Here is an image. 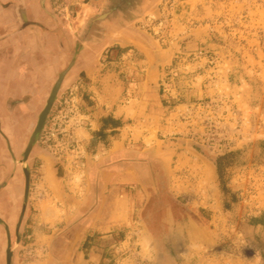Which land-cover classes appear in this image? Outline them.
<instances>
[{"label": "rangeland", "instance_id": "obj_1", "mask_svg": "<svg viewBox=\"0 0 264 264\" xmlns=\"http://www.w3.org/2000/svg\"><path fill=\"white\" fill-rule=\"evenodd\" d=\"M102 1L74 0L71 12L57 10L74 16L83 3L94 9ZM144 4L147 10H140L138 29L158 48L178 49L175 64L161 71L162 85L156 79L155 91L151 88L148 93L155 96L151 105L156 111L147 113L148 97L142 105L134 100L139 82L150 71L145 64H151L150 59L142 61L147 54L135 47L113 45L102 61L97 58L96 78L104 95L115 93L121 84L119 90L128 97L124 103L136 116L123 130L126 150L155 160L154 173L173 180L161 183L165 191L194 199V213L188 211L185 217L192 215L198 223L185 227L183 221L177 222L169 229L157 223L150 231L142 229L135 213L141 186L129 182L117 188L116 196L128 215L121 238L127 237L129 246L115 255L126 259L122 264H264V0H145ZM192 39L200 43H190ZM88 83L86 75L79 78L50 114L40 143L41 152L48 153L35 163L34 216L40 210L54 211L57 218L56 201L64 204L48 182L45 166L50 158L74 169L80 165L73 130L84 120L83 100L89 103L88 97L98 94L88 91ZM183 143L187 153L177 157L172 148ZM62 163L59 177L64 174ZM83 172L74 177L78 187ZM45 182L56 193L53 204ZM177 202L185 210L190 207L182 197ZM180 219L184 220L183 214ZM257 220L262 226L252 227ZM30 233L26 227L24 244L31 243ZM5 241L0 231V264L2 257L5 264ZM25 246L14 242L17 264L32 261Z\"/></svg>", "mask_w": 264, "mask_h": 264}, {"label": "crops", "instance_id": "obj_2", "mask_svg": "<svg viewBox=\"0 0 264 264\" xmlns=\"http://www.w3.org/2000/svg\"><path fill=\"white\" fill-rule=\"evenodd\" d=\"M93 10L94 12L96 11L95 9ZM32 12L35 13V18H32V21H40L42 19L37 11ZM90 13L87 14L86 21L91 16ZM17 21V17L10 13L4 15V9L0 8V26L6 30L8 37L11 36L9 35L10 30H13V27H17ZM8 24L9 26L7 27ZM25 33L24 30H21L19 33L15 32V34H20L22 37L25 36ZM34 34L37 38L38 35L41 38L47 37L43 43L46 54L50 50H57V45L54 44L56 40L53 39L55 36L51 33L50 35L42 29H36ZM5 36L0 32V41L5 39ZM202 36L203 34L200 33L199 37L202 38ZM116 37L117 34L113 30H107L98 42L92 44L86 43L75 61L76 70L78 69L79 72L84 71L85 75L89 78L88 91H96L98 94L90 95L88 97L89 103L83 100V104L85 105L83 109L84 120L73 130L74 141L77 143L75 148H77L80 154L79 169H74L73 166H70V163L66 165L65 162H60L62 163L64 174L62 177H59L58 168L56 167L59 159L51 157L50 161L46 163L45 167L52 174V179L48 178V182L53 189H56L58 195L62 197L64 204L56 201V198L53 197L56 194L55 191L46 182L45 185L51 192V198H49L52 201L51 204L56 201V206L60 210L58 217L56 218L54 211H47L44 214L45 212H41V210L37 216H34L32 213L33 203L30 202L31 212L28 215L27 231L30 228L31 233L27 237H33V239L31 243L24 245H26L25 248L29 249L27 254H30L29 258L32 261L26 264H122L126 259H117L115 253H118L119 248H122V246H129V242L126 241L127 237L121 238L123 236L122 227H128L129 219L126 211L122 212L120 209L122 202L116 196L118 195L117 188L127 186L129 182H137L141 186V191L136 196L138 209L135 210V213L136 218L140 220L138 224H144L142 229L144 227L149 231L153 229L152 223L154 221L152 218H146L145 215L150 201L153 202L154 199H157L155 186L150 178V171L148 172L149 167L144 163L137 162H120L113 165V155H123L124 151H128L126 150V141H123L122 134L123 130L127 127V122L136 116L132 114L133 110L124 103L128 102V97L123 95L124 91L119 90L118 86L122 87L120 86L121 84L115 86V93L110 95L105 93L104 95L103 90L98 86L100 84H98L96 78L97 58L102 61L105 57L104 54H107L110 48L117 43L123 47H135V49L142 51V55L147 54V60L144 58L142 61L146 63L149 59L151 60V64H149V61L145 64L146 68H149L150 65V71L144 74L145 78L139 82L138 95L136 99L134 97L133 99L137 103L141 104L143 102L144 104L145 97H148L146 111L147 113H153L156 111V107L151 104L155 102V96H149L148 93L151 88L153 92L155 91L156 79L158 84L162 85L160 81L163 80L164 76H162L161 71H165L170 65L175 64L178 49L173 45L166 49L158 48L155 44L156 41L154 42V39L146 35L142 38L124 36V38L120 37L121 40H117L119 38ZM47 39H51L52 41L48 42ZM18 41V36H15L10 40L8 38L5 42H0V50L5 51L7 48H14L16 46L25 50L28 48L35 50L40 46L39 41L34 43V45L31 43V45L19 44ZM190 43L197 45L200 42L192 39ZM149 45L157 49L158 57L155 63L151 59L153 55L147 48ZM46 47L48 50H45ZM141 53L139 52V54ZM69 56V54L63 55V59L61 58L60 61L57 57L40 59L43 64L44 61L53 62L54 60L55 63L57 61V66L55 67L60 69L59 65ZM37 67L41 69V73H38V76H43L45 64L44 68ZM150 98L152 101H150ZM118 132H120V135H117L119 134ZM172 149L175 151L177 157L180 153H187V147L184 143L181 145L177 144ZM82 171H84L82 173L83 178L78 187L75 185L74 177L77 172ZM57 178H61L59 183H56ZM172 181L170 178H167L164 182L171 184ZM113 188H115V193L113 192ZM165 188L167 189L166 186H164ZM165 192L164 194L169 195L173 200H178V197H182L190 205L187 213L188 211L194 213V206H191L194 199L185 195L175 194L171 191V193L169 191ZM32 195L31 200L33 199ZM165 211L168 215L172 214L169 207ZM157 213L155 215H159ZM159 219V217L155 218L157 222L160 221ZM182 221L185 223V227L188 225L191 227L193 223H198L192 215L181 221L171 219L170 217L162 219V223L166 229L167 226L169 229L171 226L178 225L177 222L181 224ZM134 223L137 222L134 221ZM261 224L263 223L257 220L251 226L260 227L262 226ZM180 227L182 228L183 226ZM35 256H39L40 258L36 259L37 257Z\"/></svg>", "mask_w": 264, "mask_h": 264}, {"label": "flooded vegetation", "instance_id": "obj_3", "mask_svg": "<svg viewBox=\"0 0 264 264\" xmlns=\"http://www.w3.org/2000/svg\"><path fill=\"white\" fill-rule=\"evenodd\" d=\"M141 1L143 0H103L100 6L94 8L97 12L93 10L94 5L90 3L88 5V2H85L82 7L75 9V15L71 16L69 12L64 15L57 9L61 7L62 12H66V8H69L70 11L74 7V0H0V8L4 9V15L10 13L18 18L16 24L21 23L20 28L17 25L10 30L9 40L18 36V43L23 44L22 40L20 42L21 35L15 32L19 33L22 28L31 27L51 33L55 36L54 44L57 45V50H50L46 54L43 43L47 37L41 38L38 35L40 46L35 50L29 48L25 50L18 46L5 51L0 50V231L6 238L5 256L8 248L7 229L10 231L14 259L17 254L14 251V242L22 246L25 242L23 240L29 220L28 215L31 212L35 163L40 155L47 156L48 153L47 150L45 153L41 152L40 143L50 114L67 89L85 75L84 71L76 70V59L73 60L72 53L77 50L80 53L86 43L98 42L107 30H113L117 34L116 38H119L117 40H121L124 36L142 38L144 33L137 26L142 18V12L139 10ZM58 3L59 5L62 3L61 6H57ZM85 6L86 8H83ZM105 8L107 10L103 13L104 17L100 20L94 19L100 14V10ZM32 11H37L42 19L32 21V18H35V13ZM88 12L92 13L86 21ZM133 23H136L137 28L131 26ZM50 40L47 39L48 42ZM45 50H48L47 47ZM68 54L70 56L66 57L62 64L58 63L60 69L55 67L57 61L55 63L54 60V63L44 61V68L40 59L57 57L60 61L63 55ZM37 66L44 68L41 77L38 76L41 69ZM55 90L56 94L52 98ZM50 100L52 104L48 107ZM46 108L49 110L44 122L40 125L41 115ZM144 157L138 156V152L124 151L123 155H113V165L120 162H147L149 165L150 178L154 183L157 199L148 204L146 218H152L154 227L157 223L163 225L162 219L167 217L181 221L180 215L183 214L184 219H187L185 217L187 210L183 209L177 200L164 194L166 192L164 186L161 187V183L168 177L157 176L154 173L155 160ZM56 167L60 169L59 161ZM161 189L164 191H160ZM167 207L170 208L171 215L166 214ZM156 213L159 215H155ZM158 217L160 221L157 222L155 218Z\"/></svg>", "mask_w": 264, "mask_h": 264}, {"label": "water", "instance_id": "obj_4", "mask_svg": "<svg viewBox=\"0 0 264 264\" xmlns=\"http://www.w3.org/2000/svg\"><path fill=\"white\" fill-rule=\"evenodd\" d=\"M145 0L141 1V4H140V7H139V10L141 11H146L147 10V7H146V4H144ZM107 9H101L100 10V14L96 17H94V19H102L104 17V12L106 11ZM22 22V20H19V22ZM4 30L3 27H0V32L3 33V35H6L5 39H2L0 42H5V40H7L9 37L7 36L6 32L4 33ZM21 30H24L26 33H25V36L22 37L21 36V40H22V43L23 44H26V45H31L34 43H37L38 42V38L37 36L34 34V31H36L34 28H22ZM14 35V34H13ZM31 43V44H30ZM148 48V47H147ZM8 49V48H7ZM149 52L153 55V57L151 58L153 63L156 62V58L158 57V53H157V49L155 47H152V48H148ZM78 51V50H77ZM73 52L72 53V57H73V60L75 61V59H77L78 55H79V51L78 52ZM155 57V58H154ZM57 88V87H56ZM55 88V89H56ZM56 94V90L54 91L53 95H52V98L55 96ZM51 98V99H52ZM52 104V100H50L49 102V106ZM49 110V108H46V110L43 112V114L41 115V118H40V125L44 122L45 118H46V115H47V111ZM28 185V184H27ZM24 216V215H23ZM22 216V218H23ZM21 218V219H22ZM7 234H8V248L6 250V256H5V264H17L16 262V259H14V253L12 251V241H11V237H10V231L7 229ZM3 257H2V263L1 264H4L3 262Z\"/></svg>", "mask_w": 264, "mask_h": 264}, {"label": "bare ground", "instance_id": "obj_5", "mask_svg": "<svg viewBox=\"0 0 264 264\" xmlns=\"http://www.w3.org/2000/svg\"><path fill=\"white\" fill-rule=\"evenodd\" d=\"M46 170V169H45ZM47 172V176H48V178H51L52 179V174H51V172H50V170H47L46 171ZM207 173V172H206ZM47 178V177H46Z\"/></svg>", "mask_w": 264, "mask_h": 264}, {"label": "trees", "instance_id": "obj_6", "mask_svg": "<svg viewBox=\"0 0 264 264\" xmlns=\"http://www.w3.org/2000/svg\"><path fill=\"white\" fill-rule=\"evenodd\" d=\"M218 171H219V173L221 174V165H220V163H218Z\"/></svg>", "mask_w": 264, "mask_h": 264}]
</instances>
